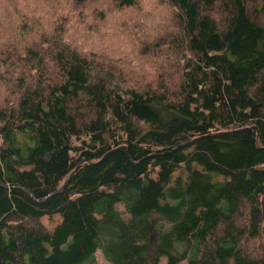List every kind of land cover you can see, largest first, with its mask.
<instances>
[{
	"label": "trees",
	"instance_id": "16d2710c",
	"mask_svg": "<svg viewBox=\"0 0 264 264\" xmlns=\"http://www.w3.org/2000/svg\"><path fill=\"white\" fill-rule=\"evenodd\" d=\"M158 2L154 79L122 84L60 27L51 71L21 59L0 99V264H264V0Z\"/></svg>",
	"mask_w": 264,
	"mask_h": 264
},
{
	"label": "clouds",
	"instance_id": "9594fccd",
	"mask_svg": "<svg viewBox=\"0 0 264 264\" xmlns=\"http://www.w3.org/2000/svg\"><path fill=\"white\" fill-rule=\"evenodd\" d=\"M140 11L130 7L124 11L108 12L107 0H88L84 9L72 10L73 0H0V44L7 38L4 30L11 25L15 28L20 20L19 13L35 17L44 25V30L51 32L48 27L61 16H68L70 23L66 26L67 32L63 37L65 44L77 48L83 55L95 53L97 56H105L112 61H123L118 65L125 72L132 71L137 74L151 73L154 70L137 56L139 49L138 40L145 37L149 41L164 34V28L169 23L168 12L158 0H138ZM106 13L104 22L95 21L98 31H87L89 25L94 23L93 10ZM15 10V11H14ZM80 11L87 18L83 24L77 23ZM126 24L127 27H120ZM142 26L134 29L133 25ZM11 35H15L12 32ZM34 37H29L32 39ZM127 62H131L129 67ZM3 88L0 87V98L3 96Z\"/></svg>",
	"mask_w": 264,
	"mask_h": 264
},
{
	"label": "rangeland",
	"instance_id": "374dc122",
	"mask_svg": "<svg viewBox=\"0 0 264 264\" xmlns=\"http://www.w3.org/2000/svg\"><path fill=\"white\" fill-rule=\"evenodd\" d=\"M136 1V5L135 8L137 10V12H139L141 9L139 7V3L138 0ZM92 2L94 3L95 0H92ZM107 2L109 3V8H108V12H112V11H117V12H121L124 11L127 8H119L117 6V4L115 3L114 0H107ZM88 4V0L87 2L80 6V5H72V10H76V9H84ZM159 4V2H158ZM160 5V4H159ZM15 11V10H14ZM166 11L168 12V16H169V23L165 26L164 28V32L171 30V15L169 13V11L166 9ZM16 15L20 20V23L15 27L12 28L11 25H9L8 28H5L4 33L5 36L7 37L4 40L3 44H0V51L3 49H7L11 52H13L14 54H16L17 59L10 62V63H6L4 62L1 58H0V87L3 88V96L2 100H6L8 103V105H11L14 101L15 98H13L12 96L9 95L8 90L15 88L19 85V80L21 77V69L20 66L24 65V59L28 58V57H38L40 60L43 61H47L45 63V66L48 68L49 71H51L53 69L52 65H51V61L49 60V55L46 54V52L48 51V49L50 48V43L49 40L50 39H54V34L53 31L55 29H58L59 27L63 29V33L62 36L64 37V35L67 32V25L70 23V18L68 16H61L62 18H58L57 20H55L53 23H51L50 25H48V27L51 28V32L44 30V25L41 23V21L39 19H36L35 17H29L26 15H23L21 13H19L18 11H16ZM93 15V19H94V23L92 25H89L87 28V31L91 32L93 30L98 31V28L95 24V21H100V22H104L105 18H106V13L103 11H98V10H93L92 12ZM87 18L84 16V12L80 11L78 19H77V23L79 24H83L85 22ZM65 23V24H64ZM120 27H127L126 24H121ZM142 26L138 25V24H134L133 28L134 29H139ZM12 32H15V35H11ZM29 37H34L32 39H29ZM153 40L149 41V38L145 37L142 41L138 40L139 43V49L137 51V56L143 60L144 63L148 64L149 67H151L153 69V63L155 62L156 56H152V57H148L147 53L145 52L144 48L147 47L148 45H153L152 43ZM151 43V44H149ZM90 55L92 53H89ZM95 54V53H94ZM159 55V54H157ZM184 57H187L188 54H183ZM100 58L104 59H108L105 56H99ZM183 57V58H184ZM22 59V60H21ZM118 63H124L123 61H117ZM128 66H131V62H127ZM175 67V66H173ZM121 71H119L121 74H119V82H121L124 85H128L127 84V80H126V75H125V71L121 68L118 67ZM29 70V69H28ZM128 72H132V71H128ZM34 74V72H33ZM153 77L154 79V75L151 74L147 80H150ZM149 88H156L155 84H150L148 86ZM13 107V106H12ZM21 140H23L22 136H20ZM182 178L183 181L186 180L187 178V174L185 171H183L182 168L176 170L172 176V180L174 181L176 178ZM115 208L121 212V214L124 212L123 210V206L121 204H118L115 206ZM123 218H127V215L123 213ZM41 223L45 226V228L51 232L53 230V228L58 225L61 222V218L58 215H54L52 217H42L40 219ZM95 259L97 264H108L102 257L101 253L99 251H97L95 253ZM161 264H166V260L165 259H161L160 261ZM180 264H186V262H181Z\"/></svg>",
	"mask_w": 264,
	"mask_h": 264
}]
</instances>
